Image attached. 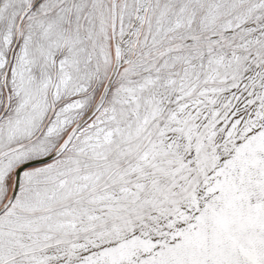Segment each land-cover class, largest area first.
Masks as SVG:
<instances>
[{"label":"snow or ice","instance_id":"6c2138e0","mask_svg":"<svg viewBox=\"0 0 264 264\" xmlns=\"http://www.w3.org/2000/svg\"><path fill=\"white\" fill-rule=\"evenodd\" d=\"M0 264H264V0H0Z\"/></svg>","mask_w":264,"mask_h":264}]
</instances>
